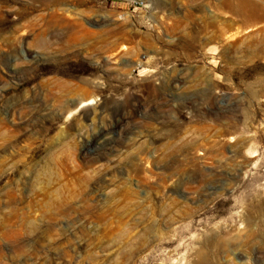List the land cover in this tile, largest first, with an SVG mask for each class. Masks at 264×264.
<instances>
[{
	"label": "rangeland",
	"instance_id": "374dc122",
	"mask_svg": "<svg viewBox=\"0 0 264 264\" xmlns=\"http://www.w3.org/2000/svg\"><path fill=\"white\" fill-rule=\"evenodd\" d=\"M0 264H264V0H0Z\"/></svg>",
	"mask_w": 264,
	"mask_h": 264
}]
</instances>
